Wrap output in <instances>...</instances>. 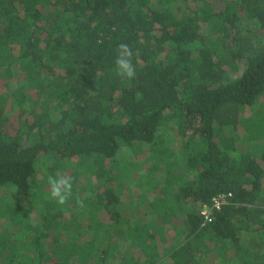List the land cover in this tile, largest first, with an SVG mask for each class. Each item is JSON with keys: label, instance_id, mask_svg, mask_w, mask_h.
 Listing matches in <instances>:
<instances>
[{"label": "trees", "instance_id": "obj_1", "mask_svg": "<svg viewBox=\"0 0 264 264\" xmlns=\"http://www.w3.org/2000/svg\"><path fill=\"white\" fill-rule=\"evenodd\" d=\"M50 154L64 205L37 179ZM0 189V264H264V0H0Z\"/></svg>", "mask_w": 264, "mask_h": 264}, {"label": "rangeland", "instance_id": "obj_2", "mask_svg": "<svg viewBox=\"0 0 264 264\" xmlns=\"http://www.w3.org/2000/svg\"><path fill=\"white\" fill-rule=\"evenodd\" d=\"M236 75H238V73H236L235 76ZM249 113H250V109H247V114H249ZM165 143H166V145H163V147L166 149V151H168L169 157L167 158V162H168L169 171L172 172V174H173L172 176H173L174 180L177 181L176 177L180 176V178H182V182H183L185 180L184 178L189 175V173H188L189 170L186 169V159L184 157V152H183L182 148L180 147L182 142L180 141V139H177V138H175V139L166 138ZM52 155L53 154L45 155V156L42 157L43 159L41 158V160H40L41 161V165H40V169H38V174H37V179L39 181H43L45 186H47V191H48V184H47V174L48 173L46 172L45 167H47V165L50 164V162L53 160V156ZM157 155H156V153H153L151 155V158H157ZM78 160H79V158H78ZM119 161L121 163H125L127 161V153L125 151H120V153H119ZM42 162H44V163H42ZM140 168L141 169L145 168V166L142 164V165H140ZM134 169H136V167H134ZM81 171L83 172L85 170H83V168H82ZM136 171L137 172L139 171L138 168L136 169ZM164 172L165 171L163 169L159 170L156 173V176L160 177V176L165 174ZM87 176H89L91 178V180L94 182V175L92 173L83 172L79 176V179L81 181L80 183H82L84 185V181L86 180ZM75 187L80 190V185L78 183L76 184ZM6 197H7V190L5 191L4 189H0V225L4 221L5 213L3 212V210L5 208V203L7 201L5 199ZM10 197H11V195H10ZM11 201H12V199H11ZM38 207L39 208L35 207L36 208L35 210L33 209L34 213L32 215L34 216V219H36L37 222L40 221V223H41L42 220H43L42 212L39 211L40 205ZM61 211H62V216H60L58 218V221H60V222H58L59 223V227L64 229V230H66V231H69L70 232L69 234H72L73 231H78V227L76 226L77 225L76 222L72 221L70 219V217L67 215V213H65V209L63 208V209H61ZM158 223H160V222L158 221ZM124 229L125 228H119V227L118 228H114L113 237L111 239V241L113 243L111 244V247L119 245V243L121 242V238H118V237L123 236L126 233V231H127V230H124ZM166 234L169 235L170 233H166ZM67 237L69 238V236H67ZM82 239H87V235L84 234V233L79 235L78 241H80V240L82 241ZM72 240H74V239H72ZM96 241L98 242V245L100 247L105 245V243L102 241L101 238L97 239ZM108 256H111V254L109 253ZM109 263L110 264L112 263V258L110 259Z\"/></svg>", "mask_w": 264, "mask_h": 264}, {"label": "clouds", "instance_id": "obj_3", "mask_svg": "<svg viewBox=\"0 0 264 264\" xmlns=\"http://www.w3.org/2000/svg\"><path fill=\"white\" fill-rule=\"evenodd\" d=\"M133 50L127 43H119L115 48L114 71L118 77L132 81L137 72L133 65ZM50 198L59 205H64L72 196V180L64 172L50 175L47 180ZM83 207V201H80Z\"/></svg>", "mask_w": 264, "mask_h": 264}, {"label": "built area", "instance_id": "obj_4", "mask_svg": "<svg viewBox=\"0 0 264 264\" xmlns=\"http://www.w3.org/2000/svg\"><path fill=\"white\" fill-rule=\"evenodd\" d=\"M225 201L226 199L223 195H218L217 197H214L213 203L210 206L204 205L200 210V214L203 215L205 220L210 221L211 220L210 215L212 213V209L215 207L219 208V206Z\"/></svg>", "mask_w": 264, "mask_h": 264}]
</instances>
